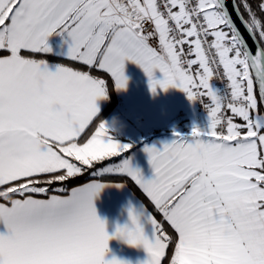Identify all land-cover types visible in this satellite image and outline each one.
Returning <instances> with one entry per match:
<instances>
[{
    "label": "snow or ice",
    "instance_id": "snow-or-ice-1",
    "mask_svg": "<svg viewBox=\"0 0 264 264\" xmlns=\"http://www.w3.org/2000/svg\"><path fill=\"white\" fill-rule=\"evenodd\" d=\"M257 7L264 13V0ZM232 11L255 47L227 0H0V221L7 228L0 264H131L106 259L113 238L143 245V264H162L170 246L169 264H264V17L251 0H233ZM54 33L71 38V63L52 71L38 57L52 52ZM129 60L144 69L153 93L179 88L209 115L207 130L194 127L191 140L176 133L162 147L145 146L151 179L106 121L77 142L99 120L97 101L110 83L126 89ZM213 64L223 69V87L213 83ZM85 170L89 182L57 186ZM105 175L138 185L174 236L142 204L128 208L131 227L117 225L110 235L94 199L124 184L103 182Z\"/></svg>",
    "mask_w": 264,
    "mask_h": 264
},
{
    "label": "crops",
    "instance_id": "crops-1",
    "mask_svg": "<svg viewBox=\"0 0 264 264\" xmlns=\"http://www.w3.org/2000/svg\"><path fill=\"white\" fill-rule=\"evenodd\" d=\"M48 42L53 50L46 54L70 59L67 53L71 38L67 33H54L49 37ZM47 61L52 71L56 70L57 65H61L58 62ZM125 74L128 77L127 87L126 89H116L118 104L103 121L112 123L113 117L119 118L122 130L120 132H112L110 130V135L118 140L120 134L127 133L128 138L126 137V140H128V143H123H130L132 148L124 155L131 158L133 165L142 170L146 179H151L154 177V169L149 161L148 153L144 151L145 146L155 145L158 148L162 147L164 143L176 139V133L183 134L186 139L191 140L193 139L192 132L185 133L182 130L180 126L181 118L189 115L209 121V115L206 108L202 110L196 106L195 102L190 100L188 95L179 88L169 87L165 91L157 86L156 92L153 93L146 72L140 65L131 60L125 63ZM155 76L157 79H162L163 73L157 69ZM106 102L107 98L98 99L97 104L100 111L104 108ZM205 102L206 104L208 103L206 99ZM260 113L264 115V105L261 106ZM234 122L242 123L239 118H235ZM207 128L203 127L202 129L207 130ZM119 159V157L112 158L111 162L118 163ZM103 182L124 184V187L107 186L94 199L98 215L107 222V230L110 235L114 236L117 225H131L128 212L130 205L135 206L138 210L141 204L148 210L149 208L128 184L119 181L103 180ZM140 190L142 191V189ZM148 199L150 200V198ZM142 223L146 234L149 238H152V226L143 219ZM0 232L7 233V228L3 221H0ZM109 249L106 253V259L109 260L117 257L130 261L131 264H143L144 261L149 259V253L143 245L130 246L122 238L111 239L109 241Z\"/></svg>",
    "mask_w": 264,
    "mask_h": 264
},
{
    "label": "trees",
    "instance_id": "trees-1",
    "mask_svg": "<svg viewBox=\"0 0 264 264\" xmlns=\"http://www.w3.org/2000/svg\"><path fill=\"white\" fill-rule=\"evenodd\" d=\"M240 2H241V0H236V3L238 5L240 4ZM251 3H252L253 9L257 12V14L260 17H264V13H261L259 11V8L257 7L259 0H251ZM239 10L243 14V17L245 19H247L248 13L246 11H244V8L240 7ZM44 55L46 57L41 56L38 58H46L49 61H54V62H58L61 64H64V63L70 64L71 63L69 61L70 60L69 58L54 56L51 54H44ZM117 104H118V96H117L116 88L114 85L112 86L110 83V89H109V92L107 95V102H106L104 108L98 113L99 120H97L93 124H91L85 130V132L81 135V137L78 138L77 142L78 143H84L93 134V132L96 130L99 122L104 120L109 115V113L117 106ZM91 179H92V177L90 175V172L88 170H85L83 175H79L78 177L70 179L69 181L65 182L63 185H57V186L58 187L63 186L64 188L70 190L72 187L82 185V184L90 181ZM103 180L119 181V182H124V183L128 184L131 187V189L135 192V194H137L143 200V202L146 204V206L149 208V210L154 214V216H156V218L158 220H160L161 223H163L165 233H167L169 236H174L173 230L170 228V226L167 223H164L160 214L155 210L152 202L146 197V195L138 188V186L130 178H128L126 176H119V175H105L103 177ZM171 253H172V247L170 246L169 249L167 250L166 257L162 260V264H169V258L171 256Z\"/></svg>",
    "mask_w": 264,
    "mask_h": 264
},
{
    "label": "built area",
    "instance_id": "built-area-1",
    "mask_svg": "<svg viewBox=\"0 0 264 264\" xmlns=\"http://www.w3.org/2000/svg\"><path fill=\"white\" fill-rule=\"evenodd\" d=\"M149 31H152V26H151L150 22H146L145 23V32H149ZM213 39L214 38L211 35H209L207 40L204 43L206 54L209 55L210 58L215 56V50L209 48V45L212 43ZM150 43L154 47H158L159 46L158 45V38L155 37V36L152 37V39L150 40ZM185 51H187V45H185ZM191 58L192 57H185V59H191ZM211 66L214 69L215 76L219 77V79H214L213 83H216L219 86L223 87L224 84L227 83L226 80H223V69L222 68H217L214 64L211 65ZM197 69H198V67L194 66L193 69H192L193 73H195L197 71ZM221 80H223V83H221ZM194 102H195L196 106H198L202 110L205 108L204 105L199 100H196ZM203 102L206 104L205 100ZM224 115H225V118H227L228 116L231 115V113L227 109H225L224 110ZM208 125H209V121H206L204 119H199V118H196V117H192V116H189V115L182 117L181 120H180V126H181L182 130L185 133L192 132L194 127H199V128L202 129L203 127H208Z\"/></svg>",
    "mask_w": 264,
    "mask_h": 264
},
{
    "label": "water",
    "instance_id": "water-1",
    "mask_svg": "<svg viewBox=\"0 0 264 264\" xmlns=\"http://www.w3.org/2000/svg\"><path fill=\"white\" fill-rule=\"evenodd\" d=\"M236 2V0H235ZM232 5H233V0H227V6L229 8V10L231 11V15H232V19L235 21V23L240 27V31L243 33V35L248 38V32L245 30V28L243 27V25H241V21L240 19L237 17V13L236 11H232ZM240 11V10H239ZM241 12V11H240ZM245 19V18H244ZM258 39V38H257ZM248 45L255 47L253 40L251 38H248L247 40Z\"/></svg>",
    "mask_w": 264,
    "mask_h": 264
},
{
    "label": "clouds",
    "instance_id": "clouds-1",
    "mask_svg": "<svg viewBox=\"0 0 264 264\" xmlns=\"http://www.w3.org/2000/svg\"><path fill=\"white\" fill-rule=\"evenodd\" d=\"M106 123H107V126L109 128V131L111 130L112 132H120L122 130V125L120 124L118 117H113L112 123H109L108 121H106ZM129 217L131 220V214L130 213H129ZM125 225L131 227V225H129V224H125ZM125 225H123V226H125Z\"/></svg>",
    "mask_w": 264,
    "mask_h": 264
},
{
    "label": "rangeland",
    "instance_id": "rangeland-1",
    "mask_svg": "<svg viewBox=\"0 0 264 264\" xmlns=\"http://www.w3.org/2000/svg\"><path fill=\"white\" fill-rule=\"evenodd\" d=\"M126 135V136H125ZM126 137L128 138V136H127V133H122V134H120V137L118 138V141L119 142H121V143H123V142H126V143H128V140H126ZM117 140V139H116ZM133 141V140H132ZM130 144V143H129Z\"/></svg>",
    "mask_w": 264,
    "mask_h": 264
}]
</instances>
